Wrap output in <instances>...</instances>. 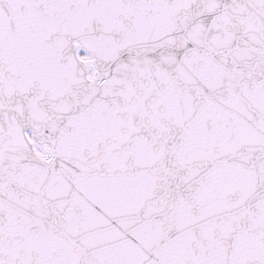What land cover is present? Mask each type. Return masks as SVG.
Masks as SVG:
<instances>
[{
	"label": "snow or ice",
	"instance_id": "snow-or-ice-1",
	"mask_svg": "<svg viewBox=\"0 0 264 264\" xmlns=\"http://www.w3.org/2000/svg\"><path fill=\"white\" fill-rule=\"evenodd\" d=\"M0 264H264V0H0Z\"/></svg>",
	"mask_w": 264,
	"mask_h": 264
}]
</instances>
